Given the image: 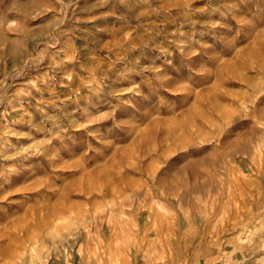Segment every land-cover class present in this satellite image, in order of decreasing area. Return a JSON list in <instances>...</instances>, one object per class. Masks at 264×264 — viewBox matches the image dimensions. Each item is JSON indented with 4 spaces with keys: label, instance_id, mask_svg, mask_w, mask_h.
I'll list each match as a JSON object with an SVG mask.
<instances>
[{
    "label": "rangeland",
    "instance_id": "1",
    "mask_svg": "<svg viewBox=\"0 0 264 264\" xmlns=\"http://www.w3.org/2000/svg\"><path fill=\"white\" fill-rule=\"evenodd\" d=\"M0 264H264V0H0Z\"/></svg>",
    "mask_w": 264,
    "mask_h": 264
}]
</instances>
